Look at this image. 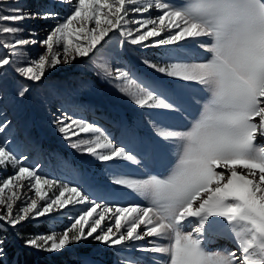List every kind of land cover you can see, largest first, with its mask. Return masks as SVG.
Returning <instances> with one entry per match:
<instances>
[{
    "label": "snow or ice",
    "instance_id": "6c2138e0",
    "mask_svg": "<svg viewBox=\"0 0 264 264\" xmlns=\"http://www.w3.org/2000/svg\"><path fill=\"white\" fill-rule=\"evenodd\" d=\"M5 2L0 0V5ZM60 2L70 12L39 41L45 51L34 60L26 59L22 49L38 41L22 38L19 22L57 19L58 14L40 17L18 6L0 8V48L5 50L0 70L12 67L28 81L42 82L58 66L90 57L116 31L126 44L165 47L167 61L142 63L164 76L195 82L207 95L202 104L196 101L200 111L184 131L166 123L167 117L149 121L155 137L175 147L177 159L167 175L146 179L121 171L125 163L140 165L141 160L97 124L66 111L56 119L57 131L70 148L109 164L110 182L137 193L146 206L122 205L109 200L112 193L51 180L39 174L38 166H27V157H18L7 140L0 143V171L11 169L10 175L0 177V223L18 230L28 220L84 205L62 232L16 235L25 247L51 256L92 241L116 249V264H264V0ZM189 38L208 53L203 61L175 59L169 46ZM95 69L139 108L181 115L186 111L181 93L161 81L108 61ZM89 86L83 80L79 88ZM28 91L21 87L17 95L23 98ZM9 124L6 118L0 120V133ZM59 166L79 175L66 159ZM217 233L228 235L235 248L209 250V237ZM79 255L80 264H100L91 251ZM0 264H8L3 235Z\"/></svg>",
    "mask_w": 264,
    "mask_h": 264
},
{
    "label": "rangeland",
    "instance_id": "374dc122",
    "mask_svg": "<svg viewBox=\"0 0 264 264\" xmlns=\"http://www.w3.org/2000/svg\"><path fill=\"white\" fill-rule=\"evenodd\" d=\"M41 3V0H18V4L14 3V0H6V2L2 5H0V8H2L4 11H7V9L11 6H18L26 11H29L31 13H36L39 9V5ZM31 19H26L22 22H19L18 26L24 29V32L21 34V37L24 39H35L33 34H37L38 29L33 28L29 26V22ZM9 38L10 37H6ZM156 39V38H151ZM150 39V40H151ZM38 41V40H36ZM123 42V37L120 36V34L116 31H113L109 34V37L106 38V42H102V45L106 48L105 50L100 49L94 57H91L93 59V62L98 64L102 63L104 61H108L111 65H113L115 58L120 60L125 66L129 67V65L134 69L136 66L140 69L141 72H147L150 75H157L161 79L164 80V82H168L172 85L173 89L178 90L181 95L185 98V106L188 110V112L181 114H172V113H164L161 110L156 109H147V108H139L134 103H132L131 99L122 94L117 90V88L114 86V83L109 82L108 79H102L99 76L97 78H87L85 80H88L90 82V86L87 89H84V96L81 99L80 103L87 104L88 106L94 107V108H101L100 110L105 113H109L112 115L119 116L118 113L115 112V110H120L122 113L126 114L129 121L133 124L140 123L144 126V132L147 134L148 137L151 139H154L161 143L163 150H164V171L166 174L169 173L171 168L174 166L177 156H176V149L173 145L167 144L163 141L158 140L157 137L153 134V131L151 129L149 121L151 120H160L162 117H167L165 120L166 123L171 124L176 127L179 131L186 130L187 127L190 126V122L193 118H195L199 111H200V105L196 103L197 100L201 101V104L203 103L204 98L206 97V93L202 91V88L200 85L196 84L195 82H191V85H194L193 87L184 86L183 81H179L174 78H170L167 76H164L162 74H159L152 69L145 66L142 61L144 59L152 60L157 63H161L163 61H167L168 57L165 56V53L167 49L165 47H148L146 49V52H144V55L138 54L136 51V48L141 47L139 45H131L124 43V48L120 46V43ZM39 43V41H38ZM37 43V44H38ZM146 44L149 43V41L145 42ZM28 45L22 51H24L27 56L26 59L32 60L36 59L38 54L42 52V50H38L36 48V45ZM188 47V48H196V55L195 57H189V56H183L182 57H175L176 60L181 61H188V62H199L203 61L206 57L201 58L200 53H198V49L203 50L199 48L198 44L195 43L191 38H189L186 41H180L177 43V45L169 46L172 49H177L180 47ZM100 47L99 45L97 46ZM153 48H157L156 50ZM162 51L164 55L161 56H155L154 54L156 52ZM96 51H94L95 53ZM5 54V50L0 48V55ZM90 58V57H88ZM79 60V58H78ZM15 67V65H13ZM66 65H60L56 69L57 71L67 68ZM96 73V69H94ZM104 80L105 84H101L100 80ZM82 81V80H81ZM79 82V85L81 83ZM0 83L3 85L5 91L9 92L10 94V100H13V98H21L17 95L19 89L24 86V81L22 80V77L13 71L12 67H5L3 70H0ZM24 98V97H23ZM11 104H15L14 101L10 102ZM22 105V104H21ZM190 114V115H189ZM28 117L27 114H25V119ZM148 139L144 138V142H146ZM82 156H87L91 160H97L94 157L88 155V154H81ZM106 164L103 163V166ZM130 175V174H127ZM148 177V176H147ZM147 177H130L134 179H146ZM80 207V205L78 206ZM17 231L13 230V235L16 234ZM70 246L68 249L72 248ZM79 247H84V242H82ZM223 249H218L215 251H222ZM89 251V250H88ZM36 252V251H35ZM39 253V252H36ZM47 255V254H46ZM96 256V255H95Z\"/></svg>",
    "mask_w": 264,
    "mask_h": 264
},
{
    "label": "trees",
    "instance_id": "16d2710c",
    "mask_svg": "<svg viewBox=\"0 0 264 264\" xmlns=\"http://www.w3.org/2000/svg\"><path fill=\"white\" fill-rule=\"evenodd\" d=\"M25 259H26V262H27V264H35V260H34V257L33 256H31V255H26L25 256ZM46 262H39L38 264H45ZM51 264V263H50Z\"/></svg>",
    "mask_w": 264,
    "mask_h": 264
},
{
    "label": "bare ground",
    "instance_id": "6f19581e",
    "mask_svg": "<svg viewBox=\"0 0 264 264\" xmlns=\"http://www.w3.org/2000/svg\"><path fill=\"white\" fill-rule=\"evenodd\" d=\"M83 115L87 116V113H83Z\"/></svg>",
    "mask_w": 264,
    "mask_h": 264
}]
</instances>
